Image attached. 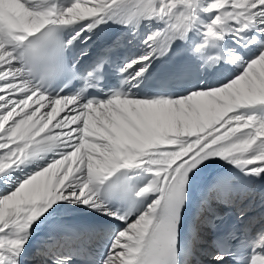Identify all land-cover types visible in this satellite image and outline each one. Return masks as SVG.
Masks as SVG:
<instances>
[{"label":"bare ground","instance_id":"1","mask_svg":"<svg viewBox=\"0 0 264 264\" xmlns=\"http://www.w3.org/2000/svg\"><path fill=\"white\" fill-rule=\"evenodd\" d=\"M186 10L189 17L183 25ZM52 22L68 24L71 39L80 37L82 61L92 58L114 29L115 40L133 47L126 59L133 83L184 43L200 55L211 39L219 55L208 62L205 83L182 97L124 96L82 105L76 97H48L23 76L22 41ZM244 52L249 59L242 57ZM239 113L245 125L226 130L225 121L238 119ZM241 132L258 136L253 148L199 172L208 196L219 197L217 184L224 171L239 178L245 170L251 180L264 182V0H66L65 5L60 0H0V190L16 184L27 204L0 213V228L11 229L27 219L41 221L35 229L41 237L26 249L19 240L29 233L2 240L10 247L0 244V264H29L23 260L25 253L33 256L54 247H61L72 264L69 254L87 235L110 238L114 229L99 220L62 222L48 214L64 209L57 196L70 189L97 200L104 183L126 166H132L134 188L147 198L132 221L135 241L126 243L133 244L121 259V264L135 263L161 227L179 169L207 146ZM26 153H32L29 160ZM192 199L187 189L184 210L189 221L196 210ZM96 202L99 215L107 217ZM246 207L253 211L258 205ZM73 226L79 235L70 232Z\"/></svg>","mask_w":264,"mask_h":264},{"label":"rangeland","instance_id":"2","mask_svg":"<svg viewBox=\"0 0 264 264\" xmlns=\"http://www.w3.org/2000/svg\"><path fill=\"white\" fill-rule=\"evenodd\" d=\"M236 116L238 119H236V117H233L232 118L233 120L227 119V121L228 120L230 121V122H227L228 124H226V121H225L223 127L226 126L225 127L226 130H230L234 127H240V126L245 125V123H244L245 118H243L244 115H242V113H239ZM252 116L254 118L257 117L255 120H258V121L260 120L258 116L254 115V114ZM235 120L237 122L233 123V121H235ZM245 127L250 128V125H246ZM24 154H25V152H24ZM31 154L32 153H28V154L26 153L25 158L29 160L32 156ZM18 190L20 191L19 187H17L16 184H13V185L8 186L6 188L3 187V189L0 190V213L1 214H3L8 209L17 208V207L25 208L27 206L23 197L22 196L20 197V193L18 192ZM17 193H19L18 194L19 196L16 195ZM58 195L59 196H57V197L61 199V204H62L64 209L61 211H57V213L55 211L54 212L51 211L50 214H48V216H51L52 219H55V220L60 219L62 222L69 221V220H71L73 218H77V217L86 218V219H90V220H97L98 219L99 213L97 212V210H98L97 209L98 206L96 204L97 202L90 195L88 196L87 193L82 192V191H73L70 189V190H67L66 192H62V193L60 192ZM18 198H20V199H18ZM251 201H254V200H251ZM202 217H203V214H202ZM33 222L34 223H32L30 219L29 220L27 219V220H25V222L18 223L19 224L18 226L16 225L11 229H8L7 227L0 228V244L2 243L1 246L3 248L10 247L9 244L3 243V241H2L3 239L5 240L6 237H11V236L12 237L13 236L18 237L21 234L29 233V235L26 236L24 240L23 239L19 240V241H21L20 243L22 245V249H26V245H30V244L34 243L37 240V238L41 237L39 231L37 233V231L35 230L36 227L41 226L40 219H37L36 221H33ZM130 224H132L134 226L135 223L130 221L128 225H130ZM128 225L126 224V225H122V226H119L116 228L115 234L113 235V239H114L113 247L114 248L113 247L111 248L109 258H107V261H108L107 264H121V262H122L121 259L124 257L123 252L128 251L127 247H129L131 244H133V243L126 244V243L135 241L134 236L137 235V234H135L137 229L135 226L134 227L132 226L130 228ZM197 225H198V223H197ZM11 230H13V231H11ZM32 230L33 231L35 230V231L33 232ZM200 234H201V232L199 230H197V234L195 235L196 238L193 239L194 243H196V241H199L198 243H200V240H202V237ZM133 237H134V239H133ZM137 238H138V236L136 237V239ZM46 244L47 243L43 244V246H45ZM24 245H25V247H24ZM14 246H18V244L17 245L15 244ZM59 248H61V247H59ZM59 248L54 247V248H51L52 250L51 249L50 250L45 249V250H42L33 256L32 255L27 256V253H25L23 260L25 262L31 261V262H29V264H61V263L67 264V257L63 254V252ZM124 249H126V250H124ZM203 251H205V254H203V256H202L203 263L202 262L201 263L195 262L194 264H205L206 261L208 263V257H210L212 255V253L208 252V251H210L209 249L203 250ZM209 259L211 260V257ZM214 263H216V262H214Z\"/></svg>","mask_w":264,"mask_h":264}]
</instances>
